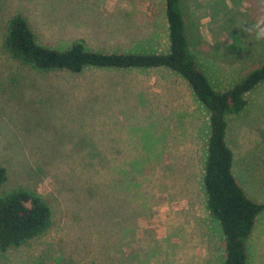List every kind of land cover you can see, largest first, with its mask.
I'll return each mask as SVG.
<instances>
[{"label":"rangeland","instance_id":"374dc122","mask_svg":"<svg viewBox=\"0 0 264 264\" xmlns=\"http://www.w3.org/2000/svg\"><path fill=\"white\" fill-rule=\"evenodd\" d=\"M180 4L188 51L213 89L264 64V0ZM14 15L55 50L168 49L162 0H0L1 191H33L51 213L48 229L0 264H222L202 189L208 113L184 80L163 69L38 72L3 47ZM243 98L224 141L234 181L264 203V82ZM245 253L264 264V210Z\"/></svg>","mask_w":264,"mask_h":264},{"label":"trees","instance_id":"16d2710c","mask_svg":"<svg viewBox=\"0 0 264 264\" xmlns=\"http://www.w3.org/2000/svg\"><path fill=\"white\" fill-rule=\"evenodd\" d=\"M167 52L164 54L101 53L86 50L81 41L63 50L43 47L20 15L7 24L3 47L9 56L38 72L78 74L85 68L112 70L163 69L181 77L194 98L208 113L202 189L204 207L223 236L222 264H246L245 242L264 203L248 199L234 181L232 152L224 141L226 120L246 105L243 95L264 82V64L248 72L231 87L217 91L197 68L188 51L180 0H162ZM6 180L0 166V256L42 235L50 226L51 213L35 192L15 188L2 192Z\"/></svg>","mask_w":264,"mask_h":264}]
</instances>
